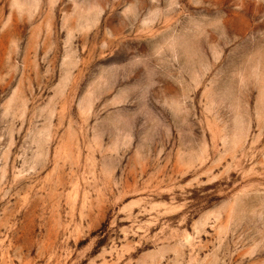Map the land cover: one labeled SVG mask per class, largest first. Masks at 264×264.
<instances>
[{"label":"rangeland","instance_id":"obj_1","mask_svg":"<svg viewBox=\"0 0 264 264\" xmlns=\"http://www.w3.org/2000/svg\"><path fill=\"white\" fill-rule=\"evenodd\" d=\"M0 264H264V0H0Z\"/></svg>","mask_w":264,"mask_h":264}]
</instances>
